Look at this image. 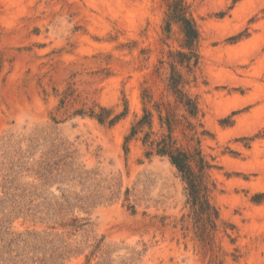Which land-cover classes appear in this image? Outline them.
I'll return each instance as SVG.
<instances>
[{
	"label": "rangeland",
	"instance_id": "obj_1",
	"mask_svg": "<svg viewBox=\"0 0 264 264\" xmlns=\"http://www.w3.org/2000/svg\"><path fill=\"white\" fill-rule=\"evenodd\" d=\"M171 6L200 32L182 72L215 227L167 157L126 142L188 51ZM0 264H264V0H0Z\"/></svg>",
	"mask_w": 264,
	"mask_h": 264
},
{
	"label": "trees",
	"instance_id": "obj_2",
	"mask_svg": "<svg viewBox=\"0 0 264 264\" xmlns=\"http://www.w3.org/2000/svg\"><path fill=\"white\" fill-rule=\"evenodd\" d=\"M169 17L166 31H171L172 21L179 22L184 34L183 48L188 51H170L168 59L162 61L170 70L165 93L159 100H155L152 93L145 90L144 113L132 125L126 142L134 138L140 139L147 148L148 157H167L185 181L188 202L196 214L204 217L209 226L215 227L216 220L220 217L218 208L211 201L215 184L211 180L210 171L215 166L201 147L202 137L210 132L199 130V127H204L199 119V100L186 89L189 80L185 79L182 72V67L191 69L198 63L196 47L200 32L195 21L177 6L170 7ZM123 115L124 113L115 116L109 123L115 124ZM96 117L101 123H106L109 119V116L104 114H98ZM156 117L160 124L159 131L154 130ZM205 227L208 228L207 225Z\"/></svg>",
	"mask_w": 264,
	"mask_h": 264
}]
</instances>
